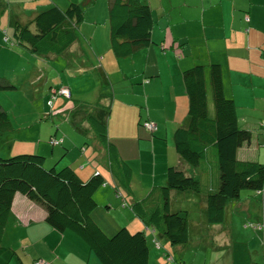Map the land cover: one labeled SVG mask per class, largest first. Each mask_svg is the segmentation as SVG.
<instances>
[{
	"label": "crops",
	"instance_id": "crops-1",
	"mask_svg": "<svg viewBox=\"0 0 264 264\" xmlns=\"http://www.w3.org/2000/svg\"><path fill=\"white\" fill-rule=\"evenodd\" d=\"M5 1L0 0V13L2 12L0 17L8 15L9 25L6 27L8 28L6 33H9L15 19L30 23L41 9L52 5L65 9L71 2L83 3L84 6H88L90 12L92 11L90 15L93 18L100 11L101 16L105 17V21L108 22L106 14L108 9L110 10L112 2V0H7L9 4L12 3V7H8ZM146 2L153 11L155 21L153 40L155 43L149 46H140L134 50L132 55L140 57L143 66L133 68L127 73L131 77L138 74L135 80L144 83L145 86L143 85L140 91L142 99L138 97L135 99L136 101H122V99L118 101L115 98L111 103L110 101L101 103L96 109L97 114L108 113L109 137L115 142L121 157L132 168L130 184L127 187L136 185L135 170L138 167L140 170H137L142 174L144 153L147 154L146 157L149 160L148 184H164L167 178V169L171 164L183 170L190 169L174 148L171 151L170 146H165L163 138L167 139V143H169L171 132H175L178 126L188 124L189 100L182 72L198 62L221 64L225 92L228 94L227 96L234 99L237 105L240 124L243 122L246 128L252 131L251 141L239 148L238 158L264 163V0H146ZM15 5L23 8L20 9L21 15L13 14L12 10H9V8L13 9ZM96 19L98 20L95 17L92 22L93 26L88 28L84 23L81 24L79 38L71 45L66 54L76 55L83 70H87L90 65L94 66L93 60L97 59L103 75L118 73L117 65L122 57H117L111 52L109 28L106 26L101 29L102 26L96 22ZM3 25V22L0 23V28ZM4 34L0 32L1 44L4 41ZM114 64H116L114 67L116 70L112 67ZM62 87L68 88L73 96L71 86ZM125 90L118 95H125ZM210 96V86L208 85V100ZM62 104L64 106L62 109L67 110V108L65 109L66 103ZM138 105H140V109L143 105L147 106L145 110H140V115H138ZM77 113V120L83 127L82 132L84 130L91 133L92 128L88 122L86 111L80 112L78 109ZM138 118L140 119L137 123ZM140 120L144 123L153 122L156 125L155 131H147L144 125H140ZM156 136H160V138H156ZM54 137L59 142L63 141L61 145H65L66 139L57 138V134ZM142 137L150 139L151 145L146 147V151H144V145L141 142ZM67 144L69 146L67 152L72 153L75 143L67 142ZM52 146L57 145L52 144ZM70 148L72 149L70 150ZM99 148L103 151L106 150L101 143ZM37 150L46 155V151L41 150L40 147ZM55 150L57 151V148H53V151ZM74 155L76 159L69 158L66 164L73 166L84 179L88 178L95 170H99L105 178L103 191L112 189L117 195H122L123 206L131 207L132 202L143 198L153 188L146 185L144 195L133 192V196L125 195L122 190L125 189L126 183L112 171V168L103 170L94 166L99 158H103V160L109 159L107 164L112 167L109 162L110 157L104 158L98 151L92 152L88 143L82 145V156L78 152ZM137 155L138 159L136 160L135 156ZM85 160L89 164H86ZM208 168L207 166L203 167L205 180L207 182L211 179L217 180V173H213L212 168H209L210 172L208 170L206 173ZM178 195V193H174L172 197L175 198ZM197 200H201L206 217L204 195L200 194V198ZM233 203L234 206H232ZM200 212L203 214V211ZM95 213H97V208L93 212V217ZM132 218L135 219L137 229L144 226L134 215ZM234 222L238 225L237 228L233 227L235 226ZM100 226L108 233L106 228H109L110 225ZM249 227L254 228V231ZM189 231L190 236L194 232L198 233L199 240H202L198 245L205 246L207 252L209 249L211 250L210 257L205 255L203 264H208V262L209 264H237L232 250L228 248L232 241L247 244L250 251L248 264H264V189L262 192L246 194L242 200L230 203L226 210L224 224L208 223L194 228L190 224ZM32 236L53 241L52 244L50 243L53 252L48 256L41 255L48 264H69L65 260L69 251L73 252L76 257L75 264H102L78 235L71 231L59 232L52 228L46 222V210L43 205L18 193L14 199L3 241L0 243V264L9 263L13 259V255L19 257L21 264H27L21 251L25 250V253L28 254L30 244L25 239H31ZM151 237L155 240L163 237V234L151 233ZM17 238L20 239L19 242ZM32 242L31 240V244ZM159 242L161 247L157 248L162 249L160 239ZM189 247H183L182 251L189 250ZM193 250L190 252L193 257L192 264L196 263L199 252H202L201 247L198 246ZM155 256H157L156 260L152 259L150 251L149 264H167V262L169 264H186L182 256L178 258L174 253L171 255L168 251H165V257H160L159 253H156Z\"/></svg>",
	"mask_w": 264,
	"mask_h": 264
},
{
	"label": "trees",
	"instance_id": "trees-1",
	"mask_svg": "<svg viewBox=\"0 0 264 264\" xmlns=\"http://www.w3.org/2000/svg\"><path fill=\"white\" fill-rule=\"evenodd\" d=\"M83 21L85 9L80 3L71 2L65 9L52 5L38 11L30 23L15 19L12 35L14 41L32 52L45 56L64 55L78 40ZM109 22L111 49L117 57L131 56L137 47L154 43L155 21L146 0H112ZM0 32L4 34L6 30L0 28ZM7 40L10 38L5 33L4 41ZM182 77L189 100V121L186 126L176 128L173 141L176 152L190 169L170 165L165 184L153 187L143 198L131 203L134 216L144 227L134 232L122 227L113 235L106 233L92 215L98 206L95 194L105 183L103 174L97 170L86 180L71 165L59 167L58 160L53 161L52 167L48 166L46 157L33 149L37 153L0 156V243L19 193L43 205L46 222L59 232L71 231L78 235L102 264H149L148 234L159 232L172 246L187 244L190 240V212L171 209L174 193L203 194L206 221L224 224L230 203L242 200L246 194L262 192L264 163L238 158L239 148L251 141L252 131L240 124L237 105L225 92L221 64L198 62L184 69ZM208 83L214 105L212 116ZM14 88V84L0 82V89ZM60 88L51 86L50 92L55 97L72 98L71 93L69 97L60 94ZM100 105L101 101L94 108ZM87 114L98 141L109 151L110 162L113 159L112 171L125 183L129 182L132 168L109 137L108 113L104 116L94 112ZM145 123L140 121V125L147 128ZM10 127L9 116L0 104V138ZM50 141L53 145L63 143L55 137ZM210 155L215 157L219 174L215 188H207L203 182V167ZM153 242L161 247L159 239ZM228 248L237 264L249 263L250 251L246 243L232 241Z\"/></svg>",
	"mask_w": 264,
	"mask_h": 264
},
{
	"label": "rangeland",
	"instance_id": "rangeland-1",
	"mask_svg": "<svg viewBox=\"0 0 264 264\" xmlns=\"http://www.w3.org/2000/svg\"><path fill=\"white\" fill-rule=\"evenodd\" d=\"M5 2L7 3L8 7H12L11 2L10 4L7 0ZM81 5L85 9V21H83L85 27L88 28L89 26H93L92 22L94 21L95 17H97L98 20L96 19V22L102 26L100 27L101 29L108 26L110 38L109 9L106 14L108 16V22H106L107 20L105 21V17L101 16L100 11H98L97 15L95 14L93 18V16L90 15L92 12H90V8H88V6H84L83 3ZM20 9L23 8L19 7L18 5H15L13 9L9 8V10H12L13 14L18 15H21L22 13ZM27 11L30 12L29 10ZM0 20V23H4L2 27L3 30H8V28H6L9 25L8 15L1 16ZM6 34L7 38H10V40H7V42L3 41L2 44L0 43V82L14 84L16 88L0 89V104L7 112L11 122L10 129L7 130L0 138V156L8 157L21 153H37V151L35 152L33 149L40 147L41 150L46 151V155L43 153H41V155L46 157V163L48 166L52 167L54 165L53 161L58 160L59 167H64L68 165L66 164V161H68L69 158L72 160L76 159L74 153L78 152L80 156H82V145H86V143H88L92 152L98 151L104 158L110 157L109 151H103L99 148L100 143H98L99 141L97 135L93 129H91V133L84 130L82 132L83 127L76 117L78 115L77 110L80 109V112L85 110L86 113H96L97 108H94V106H96L99 101H101V103L110 101L111 103L115 98H117L118 101H120V99H122V101H136L135 99L138 97H141L142 99V94L140 91L144 83H142L140 80H135L138 74H134L133 77L127 75V73H129L133 68H140L143 66L142 59L133 55L125 58L122 57L119 61V64L122 66L119 64L117 65L118 73H113L112 75H103L102 68L99 65L97 59L93 60L94 66L90 65L87 70H83L82 65L79 64L76 55L65 53L64 55L51 54L49 56H45L40 53L32 52L23 45L14 41L12 28L10 29L9 33ZM109 47H111V44ZM111 52L114 54L113 50ZM115 65L116 64L112 66L113 69H115ZM208 85L210 84L208 83ZM51 86H71L73 90L72 98H64L60 97L59 95L55 97L54 94L50 92ZM62 88L65 89V87ZM62 88H60V90H62ZM124 89H126L125 95H118L120 92L124 91ZM63 92L66 94L67 90L66 92L63 90ZM209 100V110L212 116L214 115L212 94ZM63 102L66 103V113L63 112V109L61 108V104ZM146 107L147 106L143 105V107L140 109V105H138V115H140V110H145ZM139 119L140 118H138L137 123L139 122ZM241 125L246 128L243 122H241ZM146 129L147 131L150 130L148 128ZM55 134L58 135L57 138L66 139L65 145L52 146L50 140ZM173 134L174 132L172 131L171 136L169 137V143H167V139L163 138V143L166 147L170 146L171 151H173V148L175 150ZM156 138H160V136H156ZM149 141L150 139L142 137L141 142L144 145V151H146V147L148 145H151ZM67 142L70 144L75 143L74 149L70 148V150H73L72 153L67 152V149L69 150ZM53 148H57V151H53ZM65 152H67V154L63 156ZM143 155L144 170L142 174L137 170H140V167L135 170L136 185H129V187H127V185L130 183L126 182L125 189L122 190L123 194L125 195L129 194L133 196L132 192L139 195H144V191H146L144 190L146 185H150L152 187L163 185L147 183L149 160L146 157V153ZM135 157H137V160L138 155ZM108 160L99 158L94 166L99 169L108 170L111 168L110 165L107 164ZM111 162H113V159ZM85 163L89 164V162L86 160ZM172 165L174 164H171V166ZM205 166L209 167L210 169L212 168L213 173H217V180L211 179L208 182L205 180L203 181L204 184H206L207 188L217 187L219 174L217 165L215 163V157L213 155H210L208 163ZM209 168L208 170L210 172ZM96 171L97 170L91 173L88 178L96 173ZM88 178H86V180ZM103 188L104 186L100 187L95 194V198L98 202L97 213L94 215L96 222L98 224L100 223V225L104 227H107L105 226L106 224L110 225L109 228H106V231L109 235H113L122 227H127L133 232L137 231L138 227L135 224V219L132 218L134 213L129 206H123V196L117 195L112 189L104 192ZM191 192L192 191H178L179 195L175 198L172 197L171 199V209L173 211L187 209L190 212V224L193 228L200 227L202 224L207 225L208 223L205 220V212L202 208L201 200H197V198H200V194ZM232 206H234V203ZM200 211H203V214ZM234 223L235 226L233 227L237 228L238 225H236V222ZM243 226L246 227L245 225ZM249 228L254 231V228ZM32 237L33 238L31 239H25V241L27 240L30 244L28 246V254L25 253V250L21 251L25 256L26 263L37 264L38 260L47 262L42 256H48L53 252V248L50 246V243L52 244L53 241H50V239H38V237ZM17 239L19 242L20 239ZM159 239L162 243V249H158L157 246L154 245L151 234H148L152 259L155 260L157 257L155 256L156 253H159L160 257H165V251H168L171 255L174 253L178 258L182 256L186 261V264H192L191 260H193V257L190 252L194 251L193 248L197 246L201 247L202 252H199V257L196 259V263L194 264H203L202 262L206 257L205 255L208 257L211 255L210 249L207 252L205 246L198 245L200 240L198 238V233L196 232L192 233L189 242L183 245L172 246L165 237H159ZM31 240L33 241L32 244ZM188 246H190L189 250L182 251L183 247L188 248ZM11 254L12 252L9 254L10 257L8 256L9 260L11 259ZM12 258L13 259L9 263L6 262L8 259L4 261L6 264H21L17 255H13ZM65 260L69 264H75L76 257L74 256L73 252L69 251L65 256ZM167 264L169 263L167 262Z\"/></svg>",
	"mask_w": 264,
	"mask_h": 264
},
{
	"label": "built area",
	"instance_id": "built-area-1",
	"mask_svg": "<svg viewBox=\"0 0 264 264\" xmlns=\"http://www.w3.org/2000/svg\"><path fill=\"white\" fill-rule=\"evenodd\" d=\"M63 90L66 92V90H67V92H66V94L63 92ZM60 94H62V95H65L66 97H69L70 96V92H69V89L67 88L66 89V87H65V89L64 88H62V90H60V91H58ZM145 126L148 128V129H150V130H155L156 129V125L155 124H153V122H146L145 123ZM58 142H56V144H57ZM37 264H48L47 262H44V261H42V260H40V261H38L37 262Z\"/></svg>",
	"mask_w": 264,
	"mask_h": 264
}]
</instances>
